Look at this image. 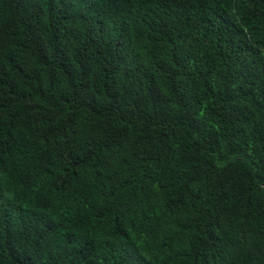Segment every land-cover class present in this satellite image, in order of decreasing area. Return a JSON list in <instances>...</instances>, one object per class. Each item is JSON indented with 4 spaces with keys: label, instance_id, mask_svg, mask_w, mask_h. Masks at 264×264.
I'll return each mask as SVG.
<instances>
[{
    "label": "trees",
    "instance_id": "obj_1",
    "mask_svg": "<svg viewBox=\"0 0 264 264\" xmlns=\"http://www.w3.org/2000/svg\"><path fill=\"white\" fill-rule=\"evenodd\" d=\"M0 264H264V0H0Z\"/></svg>",
    "mask_w": 264,
    "mask_h": 264
}]
</instances>
